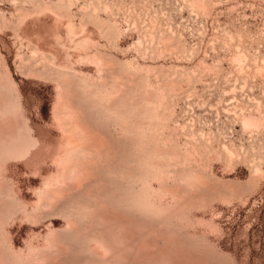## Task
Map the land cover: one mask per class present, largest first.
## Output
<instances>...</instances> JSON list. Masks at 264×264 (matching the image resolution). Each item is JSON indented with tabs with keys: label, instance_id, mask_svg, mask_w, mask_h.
I'll return each mask as SVG.
<instances>
[{
	"label": "rangeland",
	"instance_id": "1",
	"mask_svg": "<svg viewBox=\"0 0 264 264\" xmlns=\"http://www.w3.org/2000/svg\"><path fill=\"white\" fill-rule=\"evenodd\" d=\"M64 90L119 166L31 217ZM0 255L264 264V0H0Z\"/></svg>",
	"mask_w": 264,
	"mask_h": 264
},
{
	"label": "bare ground",
	"instance_id": "2",
	"mask_svg": "<svg viewBox=\"0 0 264 264\" xmlns=\"http://www.w3.org/2000/svg\"><path fill=\"white\" fill-rule=\"evenodd\" d=\"M68 93H69L68 90H64V92L62 93V96L60 98V101L57 104L56 109H55V118L58 121L59 126L62 128V130L66 134L65 144H64V152L62 153L61 157L59 158V165L61 167L60 176H59V178L56 179V181L48 182V185L43 190L39 191V204H38L35 212L31 214V217H36L42 211L43 212L52 211L56 208H60L59 206H61L62 203H64L66 201V199L70 198V196L80 195L81 192H83L84 188L88 187L89 184L91 183V180L95 179L94 177L95 176L97 177V174L101 173V171L103 172V170H105V169L107 170L108 168L115 169L116 167L119 166L118 165L119 164L118 160L120 159L119 152H116L115 150L112 149L115 146V144L113 146L112 143H107L104 139L97 137L96 135H94L91 132L92 130H91L90 125H89L91 123L88 124V122L84 120L85 114L83 115V113L79 112L76 109V108L79 109L80 107H78V105H76V103H74L72 101V97ZM80 110H82V109L80 108ZM84 112H85V110H84ZM94 127H97V126H94ZM100 129H102V128H100ZM104 131L106 132V130H104ZM104 131H103V133H104ZM94 133H95V131H94ZM110 139H111V137H110ZM112 140H114V139H112ZM113 142H115V141H113ZM116 150H118V147ZM183 180L186 182H190L194 186L196 185L198 187L199 186L202 187L205 184L204 179L195 173L185 174ZM94 182H95V180H94ZM111 182L115 183V182H113V180H111ZM85 191L87 192V190H85ZM88 192H90V191H88ZM90 193H88V195ZM93 193H94V191H93ZM86 200H88V199H86ZM107 200H105V201H107ZM75 203H77V202H75ZM87 203H89V202H87ZM93 205H94V208H92ZM109 205L111 206V204H109ZM89 206L92 208L93 212H95V211L99 212L102 210V208H105V206H103V207H101L99 205L95 206L94 203L91 205V202H90ZM74 211H76V210L74 209ZM54 212H55V210H54ZM43 215H45V214H43ZM71 220H73V219H71ZM83 224L86 225L87 223L83 222ZM96 224H98V223H96ZM67 225H68V223H67ZM69 226L71 228H74L73 226H75V223L73 221H70ZM93 226H94V224H93ZM67 229H69V228L67 227ZM77 229H79V228L77 227ZM83 229L85 230V228H83ZM79 230H81V228ZM72 231H70V232H72ZM55 235H56L55 233H51L49 235V242L50 243H53V241H54L53 239H54ZM58 240H59V238H58ZM1 254H3V253H1ZM0 257H1V255H0ZM1 259H3V258H1ZM3 262H2V264H4Z\"/></svg>",
	"mask_w": 264,
	"mask_h": 264
}]
</instances>
